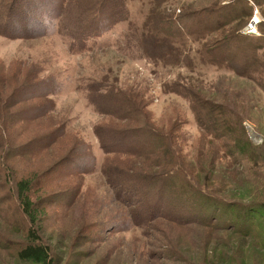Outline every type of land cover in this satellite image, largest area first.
<instances>
[{"label": "rangeland", "instance_id": "1", "mask_svg": "<svg viewBox=\"0 0 264 264\" xmlns=\"http://www.w3.org/2000/svg\"><path fill=\"white\" fill-rule=\"evenodd\" d=\"M52 1L0 3V264H264V71L219 58L264 4L112 0L85 41L94 0Z\"/></svg>", "mask_w": 264, "mask_h": 264}, {"label": "trees", "instance_id": "2", "mask_svg": "<svg viewBox=\"0 0 264 264\" xmlns=\"http://www.w3.org/2000/svg\"><path fill=\"white\" fill-rule=\"evenodd\" d=\"M12 1L14 2V0H7L5 8H8V6L11 5ZM248 1H250V2L253 1V3L257 7H260V8L264 4V0L262 3H260V0H248ZM2 2H3V4H5L6 0H5V2L3 0H0V3H2ZM68 2H69V0H54V1H52L47 12L50 15V14H52L53 11L56 10L57 12H55L53 15H55V19H58L61 21L62 16L60 15V13L62 12L63 7L67 6ZM108 4L113 5L112 0H94V1H92L91 5H90V3L88 4V5H90V10L94 11V13H93V15H91L92 18H90L88 21H86L82 25L81 31H80L81 34L78 35V37L79 38L81 37L82 39H79V40L87 41V40H90L92 38H96V36L98 37L97 34H101V32H103V30H100L99 28L94 27V25H97L100 20L103 21V19H105L104 20L105 22L103 23V25L104 24L111 25L112 24V23H110L111 19L115 20V21H112V22H115V24L119 22V18L114 17L113 13L111 14V12L106 13V12L102 11L103 6L108 5ZM245 5L247 6V10L245 9L243 11L244 13H240L238 15V18L241 17V15H243V17H244L246 14H248L247 15L248 17L251 16L253 8L250 5L248 6V3H246ZM233 6H235V5H233ZM226 8H228V7H226ZM226 10H228V11L226 13H224L223 17H211V18L204 17L203 19H199V21H198L199 23H197L195 26H200V28H201L200 24L204 25L205 27H203V30H204V32L207 31L208 33H214L218 30H221V29H224V28L230 26V25H228V23H231L234 20H236L235 18H233L236 14H234L233 7H229ZM212 11L215 12L217 10H212ZM262 14H264V10L262 11ZM5 18H8V12L5 13ZM225 20H227V21H225ZM107 21H109V22H107ZM95 28H97V29H95ZM239 28H240V25L236 28V31L233 30L226 38L236 37L237 34L235 32H237L239 30ZM262 32L264 34V28L263 27H262ZM183 36L184 35L178 34V35H175L174 37H168V38H169V40L177 41V40L183 39ZM263 44H264V36H262V38H255V39H252L251 42H249V44L246 48L228 50L227 52L221 53L219 58L222 60L224 65L226 64V66H228L229 68H232L238 74H242L244 71H246V73H247L249 70H252L253 72L261 73L262 71H264V54L258 55L257 50H260L261 48H263ZM210 51L211 50H207L205 54L209 55L208 53ZM246 51H250L252 56L247 57L246 55H244V53H246ZM209 57L211 58L212 61H215V59H216L215 56H213V55H209ZM237 64H241V65H239V67L237 68V66H238ZM224 124L226 125V127L228 129H230L231 125L234 124V122L232 120H228V121L226 120V122ZM211 129L217 131L216 127H212ZM209 132L212 136L213 135L217 136L218 134L220 135V133L222 131L216 132V133H215V131H213V132L209 131ZM126 134H129V135L133 134L134 135L133 132L132 133L126 132ZM126 137L125 138L123 137L122 139H124V142L129 143L127 141ZM238 137H239V139H238L239 144L245 145V147H246V155L250 152H251L250 154L254 155L255 152L249 146V142L247 140H245V136H243L242 133L238 132ZM98 139H99V142L101 143V138H98ZM172 174H174V173H172ZM27 238L31 242L39 239V236L35 232L33 227L29 228L28 233H27ZM40 254L43 255L44 257H46V255L48 253H47V250L45 248H42L39 244L36 246H34L33 244H29L27 248H25L24 250H21L18 253V256H19V258H22V259H29L32 256H38Z\"/></svg>", "mask_w": 264, "mask_h": 264}, {"label": "built area", "instance_id": "3", "mask_svg": "<svg viewBox=\"0 0 264 264\" xmlns=\"http://www.w3.org/2000/svg\"><path fill=\"white\" fill-rule=\"evenodd\" d=\"M248 25H249L248 30L251 31L250 32L251 34L258 35L260 33L259 26L264 25V18L257 9H255V15L248 23Z\"/></svg>", "mask_w": 264, "mask_h": 264}]
</instances>
